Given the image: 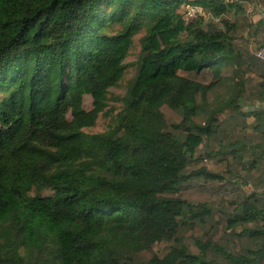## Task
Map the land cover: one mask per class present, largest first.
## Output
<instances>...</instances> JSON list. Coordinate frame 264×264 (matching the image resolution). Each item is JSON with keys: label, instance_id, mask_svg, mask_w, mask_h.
<instances>
[{"label": "trees", "instance_id": "16d2710c", "mask_svg": "<svg viewBox=\"0 0 264 264\" xmlns=\"http://www.w3.org/2000/svg\"><path fill=\"white\" fill-rule=\"evenodd\" d=\"M254 1L0 0V264H264Z\"/></svg>", "mask_w": 264, "mask_h": 264}, {"label": "rangeland", "instance_id": "374dc122", "mask_svg": "<svg viewBox=\"0 0 264 264\" xmlns=\"http://www.w3.org/2000/svg\"><path fill=\"white\" fill-rule=\"evenodd\" d=\"M187 11V18L195 17L197 14H202L206 15V12L202 10L201 8L198 7H191L190 5L183 6L181 8V12L185 13ZM208 18L210 15L208 14ZM144 31H141L139 34H137L134 37V47L132 48L126 62L132 63L136 57L137 54L140 51V38L144 35ZM255 49V48H253ZM136 73V68L134 65H129L127 68V74L124 77L123 81L118 87L111 88L110 89V95H109V101H108V106L106 108V112L104 114H101L100 117L98 118L95 126L91 128H87L86 131L88 132H100V131H105L106 129L109 128L110 124H112V116L111 114H115L117 111L120 109V102H118V97L123 96L126 93L127 86H128V81L135 75ZM202 81H211L212 77L210 73H203L198 77ZM84 104L86 109H90L93 106V99L90 95H85L84 98ZM111 111V113H110ZM209 167H213L214 163L209 162L208 163ZM190 169H186L185 172L188 173ZM193 184H199L203 185L204 187L207 188V191L215 194L216 192V187H217V182L216 180H205L204 178H193L191 181ZM44 194L50 193L49 190H44Z\"/></svg>", "mask_w": 264, "mask_h": 264}, {"label": "built area", "instance_id": "2783aa9c", "mask_svg": "<svg viewBox=\"0 0 264 264\" xmlns=\"http://www.w3.org/2000/svg\"><path fill=\"white\" fill-rule=\"evenodd\" d=\"M248 14L250 18L255 21H262L264 23V8L259 2L254 1L248 5ZM255 54L264 61V47L255 49Z\"/></svg>", "mask_w": 264, "mask_h": 264}, {"label": "crops", "instance_id": "0c3cea01", "mask_svg": "<svg viewBox=\"0 0 264 264\" xmlns=\"http://www.w3.org/2000/svg\"><path fill=\"white\" fill-rule=\"evenodd\" d=\"M255 22H258V21H255ZM264 108V103H257L255 105H252V106H247V109H262Z\"/></svg>", "mask_w": 264, "mask_h": 264}]
</instances>
